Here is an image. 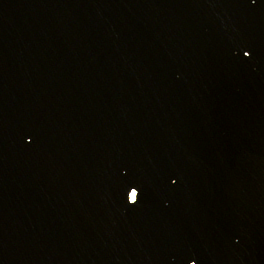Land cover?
<instances>
[{"label": "water", "instance_id": "obj_1", "mask_svg": "<svg viewBox=\"0 0 264 264\" xmlns=\"http://www.w3.org/2000/svg\"><path fill=\"white\" fill-rule=\"evenodd\" d=\"M0 264H264V0H0Z\"/></svg>", "mask_w": 264, "mask_h": 264}, {"label": "snow or ice", "instance_id": "obj_2", "mask_svg": "<svg viewBox=\"0 0 264 264\" xmlns=\"http://www.w3.org/2000/svg\"><path fill=\"white\" fill-rule=\"evenodd\" d=\"M244 55H245V56H248L249 53H248V52H245ZM133 195L135 196V200H134V202H135V201L137 200V198H138V191L135 192Z\"/></svg>", "mask_w": 264, "mask_h": 264}]
</instances>
